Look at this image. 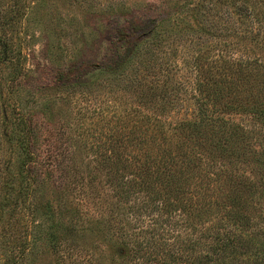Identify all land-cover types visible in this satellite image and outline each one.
<instances>
[{
  "label": "trees",
  "instance_id": "trees-1",
  "mask_svg": "<svg viewBox=\"0 0 264 264\" xmlns=\"http://www.w3.org/2000/svg\"><path fill=\"white\" fill-rule=\"evenodd\" d=\"M17 7V0L6 6L0 1V29L16 22ZM192 10L199 36L214 56L198 50L193 71L182 82L170 78L178 65L177 49L169 46L178 21L173 26L158 16H131L116 29V49L102 71L124 75L121 70L134 62L135 80L129 81H144L150 110L144 127L136 121L125 132L128 127L118 122L110 154L93 153L114 196L140 200L126 208L129 220L118 231L72 205L79 231L109 235L132 264H264V231L253 206L264 192V147L255 150L245 129L222 117L248 114L264 125V53L256 52L264 48V0H207ZM0 47L12 65L10 40L1 35ZM146 53L155 62L142 64L140 75L137 66ZM64 75L56 81L75 92L79 81L67 82ZM177 84L200 98L193 108L181 100L173 110L176 104L167 94L177 92ZM182 111L181 118L167 120ZM77 120L81 134L89 136L84 118ZM0 127V210L13 213L21 208L19 197L31 198L47 184V158L42 130L8 102L0 104ZM242 164L257 173L256 181L241 173Z\"/></svg>",
  "mask_w": 264,
  "mask_h": 264
},
{
  "label": "rangeland",
  "instance_id": "rangeland-1",
  "mask_svg": "<svg viewBox=\"0 0 264 264\" xmlns=\"http://www.w3.org/2000/svg\"><path fill=\"white\" fill-rule=\"evenodd\" d=\"M0 1L6 6L15 0ZM206 2L17 0L16 22L0 29L3 38L11 42L13 60L12 65L4 61L0 47V104L4 108L8 102L42 130V156L47 158L44 168L48 173L47 184L39 186L33 197H19L20 209L13 213L7 208L0 210V264H132L109 235L79 231L81 221L73 208L104 219L109 228L118 231L129 220L126 208L140 200L130 195L123 202L114 196L93 150L111 153L108 144L116 145L120 121L128 127L125 132L136 121L144 127L145 114L150 110L148 91L143 80L129 81L135 80L134 62L126 71L121 70L124 75H119L120 71L107 74L102 67L116 49L119 24L131 16L153 15L169 19L173 26L178 21L174 26L177 36L169 43L177 49L174 61L178 65L170 78L174 83L186 80L198 59V50L204 56H214L193 20L194 5ZM258 49L256 52L264 53L263 47ZM143 62L137 66L140 75L145 74L142 64L155 62L154 55L146 53ZM62 73H66V81H79L75 92L56 81ZM176 87L177 92L167 94L176 104L174 111L179 110L181 100L191 108L195 100H200L178 84ZM183 115V111L173 112L167 120ZM78 116L90 129L87 137L77 127L81 120ZM222 117L240 124L255 150L263 149L264 125L248 114L226 113ZM239 168L249 180L258 179L251 166L242 164ZM253 202L254 220L264 231V192ZM74 228L77 232L72 234Z\"/></svg>",
  "mask_w": 264,
  "mask_h": 264
}]
</instances>
